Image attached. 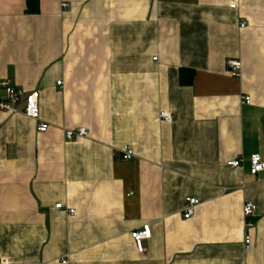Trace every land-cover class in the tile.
Segmentation results:
<instances>
[{"label":"crops","instance_id":"crops-1","mask_svg":"<svg viewBox=\"0 0 264 264\" xmlns=\"http://www.w3.org/2000/svg\"><path fill=\"white\" fill-rule=\"evenodd\" d=\"M231 2L39 0L29 14L26 0H0V78L41 107L38 121L22 104L0 110V257L264 264V171L250 160H264V0ZM80 127L91 136L68 141ZM189 197L200 203L184 219ZM144 228L141 254L131 233Z\"/></svg>","mask_w":264,"mask_h":264},{"label":"built area","instance_id":"built-area-1","mask_svg":"<svg viewBox=\"0 0 264 264\" xmlns=\"http://www.w3.org/2000/svg\"><path fill=\"white\" fill-rule=\"evenodd\" d=\"M240 0H232L230 8L236 9ZM64 7H68V4H64ZM247 24L246 22L241 23L240 27L244 28ZM228 73L233 77L241 76V68L242 62L239 59L229 60L227 63ZM62 81H58V84L61 85ZM244 102L251 103V97L248 96L244 98ZM23 105L24 110L22 113L32 119V120H40L41 107H40V94L37 91L25 92L23 89L19 88L13 81V79L9 78H0V110L10 112V113H20L21 110L19 108L20 105ZM160 117L167 122H172V118L166 111H162L160 113ZM50 128L49 123L42 121V123L38 126V131L40 133L46 132ZM66 139L68 141H72L76 138H87L90 137V130L86 127L75 128L72 130H66L65 132ZM125 152L123 154V158L126 160L132 159L134 156V149L127 147L125 148ZM251 173L253 175H257L258 173L264 171V160H262L259 154H255L251 157ZM241 159H235L230 161L228 165L232 168L239 167L242 165ZM200 201L196 197H189L186 200V208L183 213L184 219H190L194 215L196 208L198 207ZM244 217L250 218L254 213V205L249 202L244 204ZM64 205L59 203L55 206L56 210L62 209ZM69 213L74 214L76 210L69 209ZM254 226L253 221H248L246 223L247 228H251ZM131 237L135 242V246L137 252L143 254L145 253V241L151 238V232L149 229L144 228L142 230H135L131 233ZM251 244V238L248 236L246 238V245L249 246ZM64 261L63 263H66ZM0 264H11L9 258L1 256Z\"/></svg>","mask_w":264,"mask_h":264},{"label":"trees","instance_id":"trees-1","mask_svg":"<svg viewBox=\"0 0 264 264\" xmlns=\"http://www.w3.org/2000/svg\"><path fill=\"white\" fill-rule=\"evenodd\" d=\"M27 8L26 12L29 14H38L40 11L39 0H26ZM189 71L182 70L181 71V82L184 85H188L190 82V76L187 74Z\"/></svg>","mask_w":264,"mask_h":264}]
</instances>
